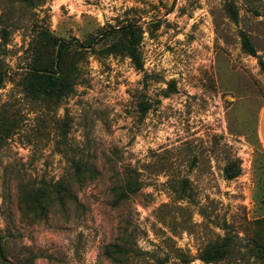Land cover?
Wrapping results in <instances>:
<instances>
[{
  "label": "rangeland",
  "instance_id": "obj_1",
  "mask_svg": "<svg viewBox=\"0 0 264 264\" xmlns=\"http://www.w3.org/2000/svg\"><path fill=\"white\" fill-rule=\"evenodd\" d=\"M4 29L0 264H264V0H0ZM46 31L57 100L22 85Z\"/></svg>",
  "mask_w": 264,
  "mask_h": 264
},
{
  "label": "trees",
  "instance_id": "obj_2",
  "mask_svg": "<svg viewBox=\"0 0 264 264\" xmlns=\"http://www.w3.org/2000/svg\"><path fill=\"white\" fill-rule=\"evenodd\" d=\"M229 13L231 17L237 21L238 20V11L234 4H230ZM126 35L130 37L129 44L127 46V52L129 57L133 60L137 69H143V60L141 53L139 51V40L135 39V28H127ZM39 35H42V40L39 43V46L36 45L35 51L33 53V62L31 63L27 74L23 79V89L26 94L32 98H46L49 100L53 99H62L65 96H68L71 92L74 91V84L64 75L62 67V59L68 53L69 43L61 38L55 37L50 32H43ZM2 41L0 45H4L7 40V31L4 29L0 33ZM241 40L244 49L253 56H257V51L253 45V42L250 36L242 31ZM4 42V43H2ZM116 45H112V50H114ZM260 63L264 69V61L260 60ZM4 81V72L0 71V86ZM228 178H233L239 175L240 169L236 171H231L228 167L226 170ZM81 184H84L88 179H78ZM53 187L66 191L67 193L72 192L70 185H62L56 183ZM228 241H225L222 244L213 246L211 248L205 249L202 253V259L207 263H212L217 260L222 259L227 252ZM261 254L264 253V246L257 244Z\"/></svg>",
  "mask_w": 264,
  "mask_h": 264
},
{
  "label": "crops",
  "instance_id": "obj_3",
  "mask_svg": "<svg viewBox=\"0 0 264 264\" xmlns=\"http://www.w3.org/2000/svg\"><path fill=\"white\" fill-rule=\"evenodd\" d=\"M258 136L264 148V104L260 109L259 116H258Z\"/></svg>",
  "mask_w": 264,
  "mask_h": 264
}]
</instances>
